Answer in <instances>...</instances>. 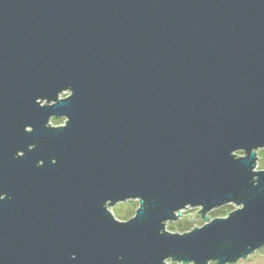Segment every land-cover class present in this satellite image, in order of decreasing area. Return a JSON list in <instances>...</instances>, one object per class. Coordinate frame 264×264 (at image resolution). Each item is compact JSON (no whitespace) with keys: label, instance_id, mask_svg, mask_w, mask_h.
Here are the masks:
<instances>
[{"label":"water","instance_id":"obj_1","mask_svg":"<svg viewBox=\"0 0 264 264\" xmlns=\"http://www.w3.org/2000/svg\"><path fill=\"white\" fill-rule=\"evenodd\" d=\"M263 149L264 0H0V264L237 263Z\"/></svg>","mask_w":264,"mask_h":264},{"label":"rangeland","instance_id":"obj_2","mask_svg":"<svg viewBox=\"0 0 264 264\" xmlns=\"http://www.w3.org/2000/svg\"><path fill=\"white\" fill-rule=\"evenodd\" d=\"M67 94H63L62 96H67ZM51 124L54 126H59L64 124V118H52ZM238 155H243V152H237ZM259 160L256 170H264V149L258 151ZM139 207V202L137 200L129 201L126 203H119L111 210L115 214L116 218L121 221H126L132 218L135 215L136 209ZM237 207L233 205H226L221 208L215 209L211 211L208 215L210 219H214L215 217H226L230 212L235 210ZM199 211L198 208H188L183 211V213L179 216L175 222H170L167 224V230L173 233H183L191 231L192 228L196 225L197 227H201L205 224L201 215L196 212ZM195 214V215H194ZM190 215H194L192 221ZM169 264L171 263L168 261ZM233 264H264V247L257 250L253 254L249 255L245 259L239 260L237 263Z\"/></svg>","mask_w":264,"mask_h":264},{"label":"flooded vegetation","instance_id":"obj_3","mask_svg":"<svg viewBox=\"0 0 264 264\" xmlns=\"http://www.w3.org/2000/svg\"><path fill=\"white\" fill-rule=\"evenodd\" d=\"M64 123H65V118H64ZM62 125H64V124H62ZM60 126V125H59Z\"/></svg>","mask_w":264,"mask_h":264},{"label":"bare ground","instance_id":"obj_4","mask_svg":"<svg viewBox=\"0 0 264 264\" xmlns=\"http://www.w3.org/2000/svg\"><path fill=\"white\" fill-rule=\"evenodd\" d=\"M172 263V262H171Z\"/></svg>","mask_w":264,"mask_h":264},{"label":"snow or ice","instance_id":"obj_5","mask_svg":"<svg viewBox=\"0 0 264 264\" xmlns=\"http://www.w3.org/2000/svg\"><path fill=\"white\" fill-rule=\"evenodd\" d=\"M243 207V206H242Z\"/></svg>","mask_w":264,"mask_h":264}]
</instances>
